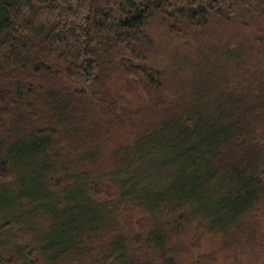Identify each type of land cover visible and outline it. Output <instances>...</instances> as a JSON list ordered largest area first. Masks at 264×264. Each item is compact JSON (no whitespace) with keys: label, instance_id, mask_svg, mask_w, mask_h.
Wrapping results in <instances>:
<instances>
[{"label":"trees","instance_id":"trees-1","mask_svg":"<svg viewBox=\"0 0 264 264\" xmlns=\"http://www.w3.org/2000/svg\"><path fill=\"white\" fill-rule=\"evenodd\" d=\"M0 264H264V0H0Z\"/></svg>","mask_w":264,"mask_h":264},{"label":"rangeland","instance_id":"rangeland-1","mask_svg":"<svg viewBox=\"0 0 264 264\" xmlns=\"http://www.w3.org/2000/svg\"><path fill=\"white\" fill-rule=\"evenodd\" d=\"M153 30H154L155 34H156L157 36L160 37L159 39H162V42H163V44H164L165 46L168 47L170 44L173 43V42H168L169 37H168V36H165V34L163 33L162 30H158L157 26H156V28L153 29ZM177 44H178V42H174V44H173L172 46H176ZM196 46H197V44H196ZM185 53H186V52H184L183 55H188V54H185ZM188 56H189V55H188ZM185 57L188 58L187 56H185Z\"/></svg>","mask_w":264,"mask_h":264}]
</instances>
